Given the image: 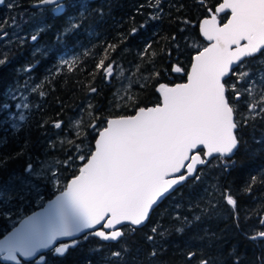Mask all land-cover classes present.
Listing matches in <instances>:
<instances>
[{"label":"trees","instance_id":"1","mask_svg":"<svg viewBox=\"0 0 264 264\" xmlns=\"http://www.w3.org/2000/svg\"><path fill=\"white\" fill-rule=\"evenodd\" d=\"M36 1L39 0H5V4L0 7V35L6 34L9 29L16 30L19 26L21 30L25 29L22 33L25 36L23 43L22 38L17 36L18 33L8 43H0V58L7 61L6 66L0 67V104L5 101L4 90L18 78L31 109L25 111L27 119L19 122L20 128L15 132L11 122L3 123L7 113L0 112L2 191L6 189L10 176L26 177V166L29 163L34 167L39 166L44 156L57 163L65 182L74 176L84 162L77 157L85 154L86 159L90 154L89 151L85 152V148L92 146L96 136L91 132V127L106 120L110 115L108 107L114 105L112 95H107L108 98L105 99L100 86L104 84V67L109 62L117 65L118 60L112 59V52L119 43L113 39L104 42L103 28L107 22H114L113 25L119 23L121 13L108 12L105 0H71L80 5L77 9H71L73 19L78 23V30L71 34L75 36V40L68 41L67 37L58 39L65 20L46 9L30 8V4ZM176 3L179 4L178 7L181 5L179 1ZM9 4L13 7L9 8ZM121 4L122 0H116L113 5ZM190 4L201 7L196 0H190ZM204 16V11L190 5V11H166L158 19L141 22L148 26L152 24L155 30L147 36L143 35V58L130 62L132 67L140 66L139 75L143 76L144 81L141 85L133 86L132 111L124 113H133L138 107L156 104L158 97L155 87L158 82L173 84L177 81L176 77L168 73L174 61L167 54L175 47L179 38L177 36L182 34L183 28L191 27V37L196 34L195 37L199 38L196 25ZM226 16L227 14L220 15L221 22ZM125 18L129 19V15ZM30 23L31 27L28 26ZM90 29L99 37L88 46L84 33ZM32 34H36L38 39L30 43ZM44 49L48 50V55L42 54ZM65 49L70 53H66L68 50ZM73 59L77 62L69 71L63 61ZM34 60L38 64L33 69L32 80L29 81L28 88H23L24 76L17 77V70ZM101 60L104 61L103 68L99 67ZM123 63L126 62L123 60ZM165 72L167 73L164 74ZM33 85L36 91H30ZM93 88L96 89V99L88 101ZM41 92L43 95H40ZM104 102L105 109L100 108V112L95 110L99 104L103 106ZM9 103L14 105L13 102ZM239 105L243 115L237 117L241 124L237 131L242 147L237 152L236 159L245 164V171H224L217 161L211 166L209 161L198 171L200 180L191 178L164 198L152 210L144 226L124 227L123 235L112 243L84 235L79 238L75 247H69L63 257L46 253L42 264H199V258L207 259L209 264H236L237 259L239 264H259L264 260V242L250 239L255 231L264 230V224L260 223L264 220V129L261 130L262 126L257 125L259 121L245 111L246 105H242L241 101ZM76 119L77 122L73 125ZM59 121L62 132H65L63 137L67 138L62 144L59 139H50V133L56 130L54 125ZM217 189L226 191L237 199L235 215ZM49 191L45 186L42 202L56 193ZM22 195L21 192L17 196ZM15 198L16 194L11 200H14L13 203L17 201L16 211L20 208L26 214L38 207L32 205L29 199ZM14 213L5 217L4 208L0 207V236L9 229L8 219ZM197 215L200 216L199 220L195 219ZM153 228L156 229L155 232ZM177 228H183V232H178ZM233 248H237L238 252L234 253ZM190 253L195 255L190 256ZM21 264H33V261Z\"/></svg>","mask_w":264,"mask_h":264},{"label":"snow or ice","instance_id":"2","mask_svg":"<svg viewBox=\"0 0 264 264\" xmlns=\"http://www.w3.org/2000/svg\"><path fill=\"white\" fill-rule=\"evenodd\" d=\"M39 3L51 6V11L65 20L66 26L62 33L74 34L78 30V23L73 19L71 11L76 7L75 4L65 3V0H39ZM4 4L5 0H0V5ZM160 4L161 0H155L154 6L158 11L152 19L159 18L162 11ZM8 7L13 5L9 4ZM226 12L230 15L222 23L220 14ZM207 13V18H203L198 24V33L207 44L193 56L190 71L184 73L182 66L172 69L177 74L185 75L186 82L174 86L160 83L157 89L159 103L156 106L138 107L134 114L106 120L105 126L97 132L98 139H95L94 152L90 154V158L85 159L83 154L77 157L85 163L70 183L65 182L61 186L60 176L52 173L51 187L60 193L55 207L61 208L64 201H70L82 213L84 228L94 230L102 224L106 229H115L125 222L129 226L142 225L148 220L154 206L176 185L187 181L189 177L200 180L197 166L208 163L207 159L201 158L200 153L205 157L215 156L224 171H245V164L236 159L242 144L237 131L241 126L236 117L238 107L234 101L240 99L242 92L236 88L240 80L231 83L230 78L237 76L234 65L239 66L245 58L254 57L258 53L264 56V0H222L219 7L214 11L207 10ZM61 38L63 37H58ZM30 39L35 42L38 37L32 34ZM42 54L48 55V50L44 49ZM76 62L75 59L63 61L69 71ZM6 64L7 61L0 58V67ZM37 64L38 61L34 60L17 70V77L24 76L23 88H28ZM99 67H104L103 60L99 62ZM106 71L111 75L113 69L108 67ZM239 76L248 77L249 73L240 72ZM260 79L264 80V74H261ZM255 84V79H250L248 87L243 91L251 93ZM30 91H36L35 85ZM92 91L95 92L96 89L93 88ZM10 100L15 104H10ZM13 106L15 111H12ZM26 110H31L28 97L17 78L7 88L5 101L0 104V112L7 113L3 123L11 122L14 132L18 131L19 122L27 119L24 114ZM250 115L253 118L256 115L264 118V100L251 102ZM54 127L61 129L62 125L57 122ZM95 127L94 125L93 128ZM24 172L31 174L33 179H40L44 175L42 171L34 173L31 163ZM16 182L25 190L39 189L23 176L9 177V184ZM217 191L226 204L231 206L232 214L235 215L237 199L226 191ZM6 195L9 200L12 199L11 195L0 191V199ZM49 207L51 209L54 206ZM195 219L199 220L200 216H195ZM260 223L264 224V220ZM176 230L183 232V228ZM155 231L153 228V232ZM74 234L67 228L45 230L39 218H29L26 231L8 241L10 258L19 260L20 252L35 247L37 242L38 250L55 245L53 255L63 257L70 246L75 247V241L56 244L53 237ZM86 235L99 237L104 241H115L123 233L119 230H113L110 234L95 230ZM250 239L264 242V231L256 232ZM233 252L237 253V248H233ZM12 253H15L14 257ZM200 264H209V261L203 259ZM236 264H239L238 259ZM259 264H264V260Z\"/></svg>","mask_w":264,"mask_h":264},{"label":"flooded vegetation","instance_id":"3","mask_svg":"<svg viewBox=\"0 0 264 264\" xmlns=\"http://www.w3.org/2000/svg\"><path fill=\"white\" fill-rule=\"evenodd\" d=\"M105 1L107 3L106 8H107L108 12L121 13V15H122V18L120 17L121 19H119L120 20L119 23L113 25L114 22H112L111 24H108V22H107V23H105V26L103 28V32H104V36H105L104 42H107V41L113 39L114 41L117 40L119 43V45L117 47H115L114 52H112V54H113L112 59L113 60L114 59L115 60H133V61L138 60V59H142L144 54H145V53L143 54L141 52V50H142L141 46H144L143 35L147 36L150 33H153V31L155 30V27L152 26V24H150L148 26L147 23L144 24L145 25L144 26L143 24H141V22L146 21V20H149V21L153 20L151 17L158 11V9L154 6L155 0H122V4L118 5V6H114L116 0H105ZM117 1H119V0H117ZM177 1L181 2V5L179 7H178L179 4L176 3ZM219 2H220V0H216L215 2H213V0H208V2H205V0H203V2H201V0H196V3L201 5V7H199V6L195 7L194 4H190V0H161L160 7H161L162 11L160 12L159 16H161V14L166 12V11H168V12H171V11H186L187 12V10L190 11V5H192L194 7V9L204 11L205 16H207V10H209V9L213 10L215 5ZM65 3H72V2H71V0H65ZM75 5H76V7L74 9H77L79 7V5H77V4H75ZM1 6H3V5H1ZM39 9H46L52 13L51 6L39 8ZM224 14H227V13H224ZM127 15H129V19L125 18ZM56 16H60V15H56ZM65 26H66V23H64V25L61 26L59 37H61V36L63 38L67 37L68 41H74L75 36H72L71 34L62 33V29ZM190 28L191 27H187V28L182 29V31H181L182 34H180V35L178 34V36H177L179 38L175 42V44H176L175 47L173 48V50H170V52L167 54V56L171 57L172 60L174 61L171 64V68L168 72L171 76H174L177 78V81H175L173 84L179 83V82H182L185 80V75L177 74V73L173 72V70H172L173 66L174 65L182 66L184 73H186L188 70V67L190 65L191 57L195 53H197L199 50H201V48L204 45H206L203 40L195 37L196 34L194 33L195 35H193V36L198 40L197 48L191 49L189 47V41H190V37L192 35V30L191 31L189 30ZM196 30H197V34H198V22L196 25ZM11 32H12L11 29H9V31L6 34L0 35V43H1V41H3L5 39L6 36L10 35ZM13 36H14V34H13ZM84 37H85L87 44L89 46L99 36H97L95 34L93 29H90L86 33H84ZM198 37H199V35H198ZM21 38H22V40H24L25 36L23 35ZM63 38H61V39H63ZM176 46H178L177 49H176ZM66 50H68V49H65V51ZM262 51H264V50H262ZM66 53H70V51L68 50V52H66ZM248 58H253V59H248ZM250 61H251V63H250ZM109 63H112V62H109ZM112 65L114 66L113 63H112ZM235 68L237 69V75L238 76H239L240 72L247 71L249 73L247 82L253 78L256 81V84L252 88L251 93H249L247 91H243L247 87L242 86L240 89H237L238 91L242 92L240 99L237 101H234V103H236V105L238 107L236 117L239 118V116L243 115L242 114L243 110L241 109V105H239V101L242 102V105L244 104L247 106V109L245 111L246 112L248 111V113H250L251 102L264 100V80L260 79L261 74H264V56H261V54L258 53L254 57H247L241 63V65L236 66ZM166 73L167 72H165L164 74H166ZM103 74H104V72H103ZM181 76H184L183 80L181 79ZM226 79H229V78H226ZM235 79L237 80V76L231 77L230 82H232ZM103 80H104L103 83L105 85L102 84L100 86V89H101L100 91H101L102 95L105 94L104 98H106V96L111 94V91L113 90V86H112L113 82H111L109 80L106 81L105 77ZM110 82H111V84H110ZM158 83H164V82L160 81ZM173 84H167V85H173ZM6 90H4V92H3L4 97H5ZM95 92H92V96L88 95V101H90V99L91 100L96 99L95 98L96 97ZM229 94H231V93H229ZM9 102H12V101L10 100ZM105 103L106 102H104L103 106H102V104H101V106L99 104V106H97L95 108V110L98 111V109H100V108L105 109L106 108ZM114 105H116V104H114ZM111 106L108 107V109H107L108 112H110V115L107 118L112 117V116H125V115L132 114V113H129L130 111L127 113H124V112H119L118 110H112ZM95 110L93 109L92 111L94 112ZM255 119H257L259 121V122H257V125H259V127L262 126L261 130L264 129V118H262L259 115H256ZM263 135H264V132H263ZM198 171H197V173H198ZM258 231H264V230H257L252 235H254ZM49 252L52 253V251H49ZM46 253H48V252H46ZM46 253H45V255H46ZM200 260H203V259L199 258V264H200Z\"/></svg>","mask_w":264,"mask_h":264},{"label":"water","instance_id":"4","mask_svg":"<svg viewBox=\"0 0 264 264\" xmlns=\"http://www.w3.org/2000/svg\"><path fill=\"white\" fill-rule=\"evenodd\" d=\"M220 3H222V0H220V2L215 5L214 9L219 7ZM43 7H49V6H42V5H40L39 1H36V2H33V3L30 4V8H32V9L43 8ZM214 9H213V11H214ZM52 14L54 16L57 15L56 13H53V12H52ZM223 14L224 13H221L220 15H223ZM207 15H208V13H207ZM229 15L230 14L227 13V17L226 18H228ZM203 18H207V16L202 17L198 21V24L202 21ZM223 22H226V19L224 21H222V23ZM198 35H199V38L201 40H203L205 44H207V41L202 37V35H200L199 33H198ZM29 41H30V43H33V41H31V39H29ZM193 56L191 57L190 65H191ZM190 65L188 67L187 72L190 71ZM236 66L237 65H234V68ZM108 67H112V64L108 63L103 69L106 81H108V78L110 77V75L105 73V71L107 70ZM174 67H177V66L174 65L173 68ZM183 82H186V77H185L184 81L179 82V83H183ZM159 84L160 83H158L156 85V87H155V93H156V95L158 97V102L156 104H154L152 106H148V107L156 106L159 103V92L157 91V89L159 87ZM175 84H177V83H175ZM175 84L168 85V86H174ZM137 110H138V108L135 109L134 112L137 111ZM134 112L132 114H134ZM118 117L119 116H112V117L107 118L106 120L114 119V118H118ZM59 123H61V122L59 121ZM95 139H98L97 133H96V136H95L94 141L92 143V151H91V153L94 152ZM197 151H199V150H197ZM90 154H89V156L86 159L90 158ZM200 154H201V158L207 159L208 162L215 158V156H213V157H205L203 153H200ZM84 163H85V161L80 165V167H83ZM207 164L198 165L197 166V171L200 168L206 166ZM79 168H78L77 173L66 181L67 183H70L71 179H74L75 176L79 174ZM191 178H193V177H189V179H191ZM185 182L186 181L182 182L181 184L176 185L168 194H166L163 198H161V201H159L158 204L160 202H162V200H164V198L169 196L174 190H176L178 187L183 185ZM59 195H60L59 192L54 193L49 199L45 200L44 203L41 206H39L38 208H36L33 211H31V212L27 213L26 215H24L12 227H10L6 232H4L0 236V264H21L23 262H29V261H33V264H42L44 262V260H45V253L46 252L52 251V255H53V251H54L55 245H53V247H51V248H46L44 250H38L39 244L37 242L35 247L29 248V249H26V250H23L22 252H20V259L19 260H14V259L10 258L8 241H11L13 238L17 237L19 234H22L23 232L26 231V224H27V221H28L29 218H33V217L39 218V222L41 223V225L43 226V228L45 230H61V229H64V228H67V229L71 230L72 232L75 233L72 236H60L58 238H56V237H53V238L56 239V244H68V243L70 244L72 241H75V245L77 244L79 238H81L82 236L86 235V233H89V232H92V231H95V230L106 231L109 234L113 230H119V231H122V233H123L124 227L128 226V227H131V228H140V227L144 226L146 224V222H147V220H146L142 225H138V226H129L127 224V222H125V224L117 225L115 227V229H106L101 224V225L97 226V229L88 230L87 228L83 227L84 219H83L82 213L78 209H76L71 204L70 201H64L61 208H56L55 207L56 201H57ZM158 204L155 205L154 208H156L158 206ZM50 205H52L54 207L50 209V207H49ZM151 212H150V214H151ZM150 214H149V216H150ZM96 238H98L100 241L105 242V243H109V242L112 243V242L116 241V240L115 241H111V240L110 241H104V240H102L99 237H96ZM33 252H35V255H33ZM12 256L14 257L15 253H12ZM29 257H31V258H29ZM41 257H44V259H41Z\"/></svg>","mask_w":264,"mask_h":264},{"label":"rangeland","instance_id":"5","mask_svg":"<svg viewBox=\"0 0 264 264\" xmlns=\"http://www.w3.org/2000/svg\"><path fill=\"white\" fill-rule=\"evenodd\" d=\"M29 27L32 26V23L28 24ZM25 30V29H23ZM23 30L19 28H16V30H13L11 32L10 35L6 36L5 39L3 41H1V43L5 44L7 42H9L11 39L16 38L17 36L22 37V33L24 32ZM18 33L17 36L13 37V34ZM198 45V40L193 36L190 37V41H189V47L191 49H196ZM178 48V46H176V49ZM118 60L117 65L113 66L112 65V74L110 75V77L108 78L109 81L113 82L112 86H113V91L110 95H112L113 98V102L116 105H112L113 108L112 110H118L119 112H126L128 110L132 109V103L134 101V97H132V93H133V86L136 85H141V83H143L144 78L142 75H139V70H140V66H131L130 62L131 60ZM118 63H123V64H118ZM112 64V63H110ZM133 64V63H132ZM131 66V67H130ZM105 73H107V71H105ZM239 77V78H238ZM237 79L240 80L239 83L236 84V88L240 89L242 86L243 87H248V78L247 77H241L237 75ZM110 82V84H111ZM235 81L233 80L231 83H235ZM108 97H106L105 99H107ZM14 104L15 102L12 101ZM115 107V108H114ZM90 108V107H89ZM88 108V109H89ZM15 111V108L12 110ZM98 111L100 112L101 109H98ZM132 111V110H131ZM77 122V119L75 120V122H73V125ZM68 125H71L68 124ZM96 126L95 129L93 128V126ZM91 127V132L93 134H96L98 132L99 129H101L104 125H105V120L102 122H99L97 124H94ZM56 129V128H55ZM52 135V137L50 139H59V143L62 144L63 142L67 141V138H64V134L65 132H62L61 129H56L54 130V132L50 133ZM53 141V140H52ZM89 151V153H91L92 151V146H88L87 149L85 148V152L87 153ZM85 155V154H83ZM216 160H211L209 163V166L213 165L214 162ZM33 167V172H43L44 175L41 176L40 179H33L31 174H28L26 177H23L25 180L31 181L32 183H34L39 189H37L36 191L34 189H27L25 190L24 187L19 183H12V184H7L6 189L0 190L2 192H5L9 195L14 196L16 194V198L15 199H19V200H23V199H29L30 202L32 203V205L35 206H41L44 201L42 202V198L44 196L43 193V189L44 187H48L50 191L52 192H57L55 190L52 189L51 187V178H52V173L55 172L56 174H58L60 176V184L61 186H63L65 184V178L62 175L61 172H59L58 170V165L56 162H53L52 160H48L47 157L44 156L43 160L41 161V163L39 164V166L36 165V167ZM5 190V191H4ZM190 190V189H189ZM49 191V192H50ZM22 192V196L24 198H21L19 196H17L18 194H21ZM41 194H43L42 196H40ZM14 200H9L7 198V195L0 199V207L4 208V212H5V217L10 216L11 213H14V216L8 219V227H12L20 218H22L24 215H26L22 209L18 208L17 211L16 206H17V201L15 203H13ZM37 207V208H38ZM188 208H190V206H187ZM36 209V208H35ZM33 211V210H31ZM193 218V217H192ZM193 240H195V238H192Z\"/></svg>","mask_w":264,"mask_h":264},{"label":"bare ground","instance_id":"6","mask_svg":"<svg viewBox=\"0 0 264 264\" xmlns=\"http://www.w3.org/2000/svg\"><path fill=\"white\" fill-rule=\"evenodd\" d=\"M80 5V4H79ZM1 7V6H0ZM44 8V7H43ZM37 9H39V8H37ZM257 87V86H256ZM29 94V93H28ZM223 201V200H222Z\"/></svg>","mask_w":264,"mask_h":264}]
</instances>
